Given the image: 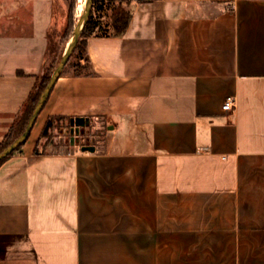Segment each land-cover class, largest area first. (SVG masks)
Returning <instances> with one entry per match:
<instances>
[{"label": "crops", "instance_id": "crops-1", "mask_svg": "<svg viewBox=\"0 0 264 264\" xmlns=\"http://www.w3.org/2000/svg\"><path fill=\"white\" fill-rule=\"evenodd\" d=\"M58 2L0 0V143L49 67ZM120 2L127 31L88 38L94 75L63 74L0 166V264H264V0L105 12ZM54 116L85 123L36 154ZM95 120L103 139L80 142Z\"/></svg>", "mask_w": 264, "mask_h": 264}, {"label": "trees", "instance_id": "trees-1", "mask_svg": "<svg viewBox=\"0 0 264 264\" xmlns=\"http://www.w3.org/2000/svg\"><path fill=\"white\" fill-rule=\"evenodd\" d=\"M105 1L106 0L93 1V9L90 15V19L87 25L85 26V29L79 39V42L72 54V57L70 58L68 64L66 65L63 71V74L67 72H72L73 76L75 77L94 75L90 59L87 55L88 38L93 36L96 37H104L109 35L120 36L127 31L132 15L131 12L126 7H123V4L121 2L118 6H114V8L112 9V17L110 24L109 25L103 24L102 19L104 17L103 12L105 10L104 8ZM108 1L113 2L115 0H108ZM61 58L53 61L47 68L45 74L41 76H37L36 83L33 89L31 90L27 100L23 104L20 112L16 115L9 131L6 133L4 139L0 143V153L6 147L12 144L25 131L29 119L31 118L33 111L36 107V104L40 96L44 92L46 86L48 85L50 81V77L53 71L55 70V68L57 67V65L59 64ZM68 122H70V120L62 116L50 117L46 121L45 126L41 132L37 147L35 149V153L39 154V147L41 141L43 139H49L51 135V131L53 129L61 128V126H64V123H68ZM22 147L23 145L20 148H18L14 153L19 151ZM13 154H11L9 157L1 161L0 166Z\"/></svg>", "mask_w": 264, "mask_h": 264}, {"label": "rangeland", "instance_id": "rangeland-1", "mask_svg": "<svg viewBox=\"0 0 264 264\" xmlns=\"http://www.w3.org/2000/svg\"><path fill=\"white\" fill-rule=\"evenodd\" d=\"M79 2V0L78 2L77 0H59L58 2L57 15L61 23L59 30L51 34L49 65L53 61L61 58L73 36L74 30L81 18L80 16H82L84 12L83 9L82 14L79 15ZM123 7L126 6L123 5ZM104 8L105 10L103 13L107 15L103 17L102 22L104 25H107L111 22L112 13L111 15L110 13H106L105 11L107 8L105 6ZM70 129V122L64 123V126H61V128L53 129L50 138L41 141L40 149L47 152L66 150V146L69 145L71 138ZM105 132L106 124H104V121L95 120L91 123L89 122L88 125L82 128V131L78 133V138L80 142H84V144H95L103 139Z\"/></svg>", "mask_w": 264, "mask_h": 264}, {"label": "water", "instance_id": "water-1", "mask_svg": "<svg viewBox=\"0 0 264 264\" xmlns=\"http://www.w3.org/2000/svg\"><path fill=\"white\" fill-rule=\"evenodd\" d=\"M93 1L94 0H86L84 12H83L75 30H74L73 36H72L70 42L68 43L59 64L57 65V67L53 71L48 85L46 86L44 92L40 96V98L36 104V107L33 111V114L31 116V118L29 119V122L26 126L25 131L12 144H10L8 147H6L0 153V162L3 161L4 159H6L7 157H9L11 154H13L18 148H20L22 145H24L26 143V141L28 140V138L31 134V131H32V129H33V127L37 121L38 116L40 115L41 111L43 110V108H44L55 84L57 83L59 78L62 76L63 71H64L66 65L68 64L70 58L72 57V54H73V52H74V50H75V48L79 42V39H80L84 29H85V26L87 25V23L90 19V15H91V12L93 9ZM84 123H85L84 119H78V120H71L70 121V124L72 127L81 126V125H84ZM88 123L89 122H87V124ZM75 137H76L75 130H71V138H70L71 145L75 144Z\"/></svg>", "mask_w": 264, "mask_h": 264}, {"label": "built area", "instance_id": "built-area-1", "mask_svg": "<svg viewBox=\"0 0 264 264\" xmlns=\"http://www.w3.org/2000/svg\"><path fill=\"white\" fill-rule=\"evenodd\" d=\"M147 1H150V0H147ZM233 106H234V99L233 98H228L226 103H225V105L223 106V109L224 110H230L231 108H233Z\"/></svg>", "mask_w": 264, "mask_h": 264}, {"label": "bare ground", "instance_id": "bare-ground-1", "mask_svg": "<svg viewBox=\"0 0 264 264\" xmlns=\"http://www.w3.org/2000/svg\"><path fill=\"white\" fill-rule=\"evenodd\" d=\"M79 1H80V2H79V15H81L83 9L85 8L84 6H85V2H86V0H79ZM80 17H81V16H80Z\"/></svg>", "mask_w": 264, "mask_h": 264}]
</instances>
